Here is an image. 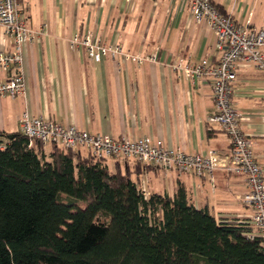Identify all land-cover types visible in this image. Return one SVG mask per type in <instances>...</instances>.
<instances>
[{
  "label": "crops",
  "instance_id": "obj_1",
  "mask_svg": "<svg viewBox=\"0 0 264 264\" xmlns=\"http://www.w3.org/2000/svg\"><path fill=\"white\" fill-rule=\"evenodd\" d=\"M16 1L24 22L38 34L22 49L24 95L0 97V133H18L19 117L26 111L91 134L117 139L148 136L188 154L216 152L226 164L228 138L209 121L214 113L210 88L193 85L169 67L177 60H218L213 31L195 23L178 0ZM212 2L237 24L250 21L264 28V0ZM86 32L129 53L155 55L157 61L139 66L104 58L95 63L82 47L71 45ZM10 44L0 29V50L9 51ZM10 76L0 70V82ZM234 87V105L244 117L241 128L264 172V71L239 64ZM43 148L48 155L51 145ZM116 162L105 163L114 170ZM134 163H128L129 168ZM142 169L139 178L145 181L147 176L149 194L172 196L181 185L196 209H206L219 222L251 226V211L241 201L246 191L242 175L219 170L209 180L175 169Z\"/></svg>",
  "mask_w": 264,
  "mask_h": 264
},
{
  "label": "trees",
  "instance_id": "obj_2",
  "mask_svg": "<svg viewBox=\"0 0 264 264\" xmlns=\"http://www.w3.org/2000/svg\"><path fill=\"white\" fill-rule=\"evenodd\" d=\"M1 137L0 264H264L249 224L196 209L183 186L145 196L138 162L110 170L57 145L47 155L20 132Z\"/></svg>",
  "mask_w": 264,
  "mask_h": 264
},
{
  "label": "built area",
  "instance_id": "obj_3",
  "mask_svg": "<svg viewBox=\"0 0 264 264\" xmlns=\"http://www.w3.org/2000/svg\"><path fill=\"white\" fill-rule=\"evenodd\" d=\"M178 1L181 8H188L195 23L205 24L213 31L218 60L214 63L207 59L197 63L177 60L169 67L193 85H206L210 88L214 113L209 121L219 125L228 138L229 155L226 164L216 152L188 154L148 136L117 139L105 134H91L76 126H63L48 118L32 117L26 111L19 117V132L29 140L30 145L33 142L42 146L57 145L65 150L88 153L97 160H132L143 167L175 169L180 173L198 178L207 177L209 180L219 170L242 175L246 191L241 201L252 214V231L246 236L259 239L264 249V172L255 158L252 141L241 128L244 117L235 108L233 101L239 64L264 71V28H255L250 21L237 24L230 15L222 14L212 0ZM21 13L16 0H0V29L11 43L9 51L0 50V70L11 72L7 81L0 82V97L14 99L25 93L21 72L22 49L25 44L34 42L38 33L27 26ZM71 45L82 47L87 57L95 63L104 58L139 66L157 61L155 55L132 54L119 45H106L95 39L90 32H86L82 38H73ZM6 143V140H0V151L5 149ZM139 186L142 193L148 196L146 182L140 180Z\"/></svg>",
  "mask_w": 264,
  "mask_h": 264
},
{
  "label": "rangeland",
  "instance_id": "obj_4",
  "mask_svg": "<svg viewBox=\"0 0 264 264\" xmlns=\"http://www.w3.org/2000/svg\"><path fill=\"white\" fill-rule=\"evenodd\" d=\"M84 153V152H83ZM130 165H132V160H129V162H128ZM144 178H145V181H146V186H148V179H147V176H144ZM161 180V177L159 176L158 177V182Z\"/></svg>",
  "mask_w": 264,
  "mask_h": 264
},
{
  "label": "water",
  "instance_id": "obj_5",
  "mask_svg": "<svg viewBox=\"0 0 264 264\" xmlns=\"http://www.w3.org/2000/svg\"><path fill=\"white\" fill-rule=\"evenodd\" d=\"M11 137H12V135L9 136V138H11Z\"/></svg>",
  "mask_w": 264,
  "mask_h": 264
}]
</instances>
